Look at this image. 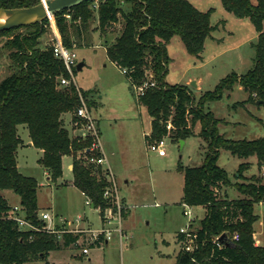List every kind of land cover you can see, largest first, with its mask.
I'll use <instances>...</instances> for the list:
<instances>
[{
	"label": "trees",
	"instance_id": "obj_1",
	"mask_svg": "<svg viewBox=\"0 0 264 264\" xmlns=\"http://www.w3.org/2000/svg\"><path fill=\"white\" fill-rule=\"evenodd\" d=\"M99 1L95 9L89 7L93 1H88L54 15L64 46L73 50L87 43L89 27L94 20H97L101 38H107L121 23L122 31L106 54L116 67L125 71L123 75L132 88L147 80L156 84L144 96L136 98L137 104L147 108L152 119L147 142L162 139L167 133L166 123L171 119L175 135L171 136L172 140L194 135L192 127L200 124L199 135L208 143L203 164L183 172L182 205L205 210L195 232L201 248L193 253L180 249L175 264H264V247L256 246L254 239V225L259 220L254 207L264 206V184L257 177H243L250 165L240 163L236 179L249 182L235 185L240 194L238 199H230L227 193L222 196V189L232 186V182L228 173L218 166L220 150H226L240 159L255 157L258 166L264 168V138L253 141L226 139L218 132L222 121L204 111L207 103L221 99L223 92L232 91L235 85L248 94L246 101L237 103L239 106L255 104L264 111V0H221L226 12L237 19H249L257 32V42L252 44L255 50L253 67L244 76L228 75L214 91L205 93L198 101L189 86L166 82L171 63L167 46L177 37L188 54L199 58L206 40L219 28V25H211L213 10L201 12L188 0ZM41 2L0 0V9L29 8ZM48 25L45 20L41 24L0 32V40L6 39L4 47L9 51L14 69L0 81V264L38 261L54 264L48 261L52 252L78 249L75 244L79 236L64 235L60 239L47 233H25L7 218L12 206L2 193L11 191L20 198L28 221L40 228L45 226L38 219V182L23 175L17 165L18 150L24 146L19 127L28 131L33 147L42 151L38 164L48 173L50 183L57 184L62 179L63 160L72 157V185L90 200L94 209H100V215L110 207L115 208L114 203L103 197L109 186L103 170L77 159V153L86 149L89 142L71 137L64 117L71 115L72 122H77L79 93L73 84L60 86L61 78L70 77L63 63L54 56L51 45L42 46L41 38L47 33ZM20 29L25 31L16 33ZM81 94L87 100L88 93ZM87 102L89 108L93 107L92 101ZM234 232L239 233V242L229 243L222 249L212 243L217 236Z\"/></svg>",
	"mask_w": 264,
	"mask_h": 264
},
{
	"label": "rangeland",
	"instance_id": "obj_2",
	"mask_svg": "<svg viewBox=\"0 0 264 264\" xmlns=\"http://www.w3.org/2000/svg\"><path fill=\"white\" fill-rule=\"evenodd\" d=\"M188 1L201 12L212 9L211 25H219V28L212 33L211 39L206 40L205 49L199 58L188 54L179 38L170 41L167 50L173 60L168 66L166 82L175 85L184 84L189 79L200 80L199 89H191L188 85L198 101L205 93L214 91L228 75L236 73L244 76L251 70L255 57L252 44L257 42V32L249 19H237L226 12L221 0ZM99 2L95 0L89 7L95 9ZM94 14L97 16L96 11ZM68 19L71 20L70 16ZM97 27V20L92 21L88 42L74 48L78 64H84L81 70H74V85L81 92L88 93L87 100L94 103L91 112L99 123L108 165L116 178L119 196L126 205V216L122 221L124 235L120 239L114 233L108 244L95 247L89 256H83L81 247H78L68 248L61 255L55 251L58 253L55 259L59 264H88L89 257L92 258V264H175L179 249L176 236L187 223L181 203L184 196L183 172L203 164L208 143L199 135L201 125L196 124L191 130L194 135L182 140L174 137V140L166 141L165 157L147 150L148 139L147 136L145 139L143 137L151 127L147 110L137 106L130 83L106 54L122 31V24L114 27L107 38L100 37ZM24 31L20 29L16 33L22 34ZM53 37L54 30L48 25L47 33L41 38L42 46L51 45ZM5 41L4 38L0 40V81L14 70L9 51L4 47ZM247 98L248 94L235 85L232 91L223 92L221 99L210 101L204 106L205 112H211L215 119L222 121L218 125V132L226 139L253 141L264 138L263 109L255 104H246L243 108L237 104ZM65 119L69 127L71 115ZM19 133L25 145L18 150L17 163L23 175L35 178L38 182L39 213L49 212L58 221H73L80 216L85 219L83 227L92 231L100 230L103 224L99 211L87 206L85 196H81L72 186L64 185L73 181V174L67 167L73 161L72 157L63 160V178L57 184L50 183L44 169L38 164L42 157L39 150L28 146V131L21 127ZM171 136H175L174 133ZM182 141L185 144L181 145ZM218 162L232 182V186L222 189V196L227 193L230 199H238L240 194L235 185L249 182L236 179L240 163L250 165L243 177H257L264 184V168L258 167L255 157L245 160L220 150ZM2 194L11 205L17 203L18 196L13 192L4 191ZM191 210L195 218L193 228L198 229L205 211L200 207H192ZM254 210L259 216L254 230L264 246V206L256 205ZM116 225L114 222L110 227L113 229ZM81 241L85 243L84 248L89 246L85 240ZM29 264L44 263L38 261Z\"/></svg>",
	"mask_w": 264,
	"mask_h": 264
},
{
	"label": "built area",
	"instance_id": "obj_3",
	"mask_svg": "<svg viewBox=\"0 0 264 264\" xmlns=\"http://www.w3.org/2000/svg\"><path fill=\"white\" fill-rule=\"evenodd\" d=\"M49 25L52 26L54 30V36L52 39V50L54 56L63 63L66 71H68V75L70 79L61 78L60 86L61 87H69L70 85H74V70L78 66L77 58L74 49H69L64 46L62 42L61 35L58 31V28L55 24L54 16L47 19ZM123 72V71H121ZM125 71L122 73L124 74ZM75 86V85H74ZM156 86L155 82L151 80H147L140 84L139 86H133V93L136 98H140L144 96L145 92ZM76 87V86H75ZM77 88V87H76ZM80 98V106L77 109L76 117L78 118L75 126L81 130V134L76 136L83 141H88L89 146L86 149H83L77 153V159L81 160L85 165L94 166L96 168H101L104 172V176L106 177L109 186L106 187L103 197L111 203H114V207H110L106 209L102 215H100V219L102 221L103 227L100 230L92 231L90 228H85L82 225L84 224V218L77 217L73 221L59 219V221L51 215L49 212H42L38 214V219L44 223L45 226L42 228L32 225L26 218L23 207L16 206L12 207L11 211L8 213L7 218L9 220L14 221L17 224L19 231L25 233H47L51 235H56L60 239L64 235H73L79 236L78 241L75 244L76 247L80 248V253L83 256H88L91 249L94 247H102L106 245L113 237V234L116 233L120 239L123 237V212L126 209V206L122 202V199L119 196L118 185L116 182V178L112 173L111 169L108 165V160L105 155L101 136L99 132V127L96 119L93 117L91 108L88 106L87 100L82 96L79 88H77ZM166 135L160 140L148 141L147 150L152 153H156L159 157H165L166 152V141L171 139V134L174 130L171 119L166 123ZM150 135V134H149ZM147 135V137L149 136ZM86 205L91 206L90 200L86 199ZM192 207L184 205V217L186 218V226L181 228L179 231V236L181 238L180 244L181 249L187 253H193L199 248H201V243L196 240L195 232L197 229L193 228V224L195 221L194 214L192 212ZM100 214V209H97ZM58 222V224H57ZM117 223L116 227L112 229L110 227ZM223 234L217 236L213 239V244L217 249H222L225 247V244L219 241V238ZM226 235V234H225ZM227 243H237L240 240V235L238 232H234L233 234L226 235ZM81 240H85L87 242L88 247H85V243Z\"/></svg>",
	"mask_w": 264,
	"mask_h": 264
},
{
	"label": "water",
	"instance_id": "obj_4",
	"mask_svg": "<svg viewBox=\"0 0 264 264\" xmlns=\"http://www.w3.org/2000/svg\"><path fill=\"white\" fill-rule=\"evenodd\" d=\"M95 0H42L41 4L20 9H0V17H5L4 23L0 24V32H5L10 29L21 28L34 24H41L50 17H53L57 13L70 10L85 2ZM84 64L80 63L77 66V70H81ZM191 89L197 88L196 82L190 84ZM259 104V103H258ZM183 141L181 145H183ZM93 208V207H92ZM219 241L225 245L227 243V237L223 234Z\"/></svg>",
	"mask_w": 264,
	"mask_h": 264
},
{
	"label": "crops",
	"instance_id": "obj_5",
	"mask_svg": "<svg viewBox=\"0 0 264 264\" xmlns=\"http://www.w3.org/2000/svg\"><path fill=\"white\" fill-rule=\"evenodd\" d=\"M263 29H264V25H263ZM257 37H258V35H257ZM216 40H218V39H216ZM113 44V43H112ZM167 52H168V50H167ZM173 59H171V61H172ZM193 82V80H191V79H189L187 82H185L184 84H178V85H186V86H188V85H190L191 83ZM194 82H196V84H197V89H199L200 88V80H194ZM239 88L240 89H242L240 86H239ZM136 104H137V100H136ZM137 106L139 107V108H141L142 106L140 105H138L137 104ZM144 108V107H143ZM147 109V108H146ZM66 116H69V115H66ZM66 116L64 117V122H65V126H66V128L68 129V131H69V133H70V136L71 137H76V136H78V135H80L81 134V130L79 129V128H77L75 125H74V123L72 124V123H69V127L67 126V122H66ZM149 119H150V125H151V118H150V116H149ZM97 121V120H96ZM71 122V121H70ZM99 124V123H98ZM152 126V125H151ZM20 128L21 127H19V131L18 132H20ZM23 129H25V128H23ZM150 132H151V127H150V130H149V132H147V133H145V134H143V137H144V139H145V137L147 136V135H149L150 134ZM19 135H20V133H19ZM21 137V136H20ZM31 139V138H30ZM29 139V141H28V143H29V145L28 146H30V147H33V145H32V143H31V140ZM24 142V141H23ZM184 143V142H183ZM185 144V143H184ZM25 145V144H24ZM103 149H104V147H103ZM20 150V149H19ZM39 152H40V154H41V156H42V151H40L39 150ZM65 158H69V157H65ZM64 158V159H65ZM73 160V159H72ZM108 160V159H107ZM248 162V161H247ZM256 162H257V160H256ZM18 165V164H17ZM64 167V166H63ZM68 171H71L72 170V167H73V161L72 162H70L69 164H68ZM259 167V166H258ZM18 168H19V166H18ZM20 169V168H19ZM44 173H46V172H44ZM263 173H264V170H263ZM47 174L48 173H46V176H47ZM63 178V177H62ZM61 180V179H60ZM67 186H72L75 190H77L73 185H72V182L70 183V184H67V183H65ZM78 192H79V194L81 195V196H85V195H83L79 190H77ZM5 198V197H4ZM6 200H7V198H5ZM86 199V198H85ZM8 201V200H7ZM9 203V202H8ZM20 198L18 197V201H17V203L16 204H14V205H11L10 203H9V205L10 206H12V207H16V206H20ZM125 205V204H124ZM259 205H261V204H259ZM126 206V205H125ZM92 207V206H91ZM200 208H202V207H200ZM203 209V208H202ZM205 211V210H204ZM124 214L125 215H123V217L125 218V216H126V211H124ZM123 235H124V231H123ZM254 239H255V244H256V246H261V247H264L262 244H261V241L259 240V239H257V236H256V231H255V233H254ZM176 242H177V245H178V253H179V251H180V249H181V244H180V236H179V233L177 234V236H176ZM108 244V243H107ZM92 249H94V248H92ZM91 249V250H92ZM69 250V249H68ZM57 252H59L60 253V255H61V253H63V252H65L64 250L62 251H57ZM91 252V251H90ZM66 253V252H65ZM178 253H177V255H178ZM56 254H58V253H56V252H52L50 255H49V258H48V261L49 262H51V263H54V264H59L58 262H56ZM90 254V253H89ZM65 256H67V255H65ZM70 256V255H69ZM89 256V255H88ZM177 257V256H176ZM72 261V260H71ZM92 258L91 257H89V260H88V264H92ZM60 264H62V263H60ZM70 264V263H69ZM76 264H78V263H76Z\"/></svg>",
	"mask_w": 264,
	"mask_h": 264
},
{
	"label": "bare ground",
	"instance_id": "obj_6",
	"mask_svg": "<svg viewBox=\"0 0 264 264\" xmlns=\"http://www.w3.org/2000/svg\"><path fill=\"white\" fill-rule=\"evenodd\" d=\"M6 20V18L5 17H0V24H2V23H4V21Z\"/></svg>",
	"mask_w": 264,
	"mask_h": 264
}]
</instances>
